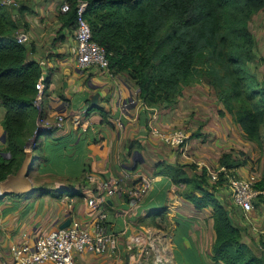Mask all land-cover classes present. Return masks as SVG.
Wrapping results in <instances>:
<instances>
[{"label":"crops","instance_id":"obj_1","mask_svg":"<svg viewBox=\"0 0 264 264\" xmlns=\"http://www.w3.org/2000/svg\"><path fill=\"white\" fill-rule=\"evenodd\" d=\"M64 1L32 0L33 13L26 15L28 27L24 30L29 37L26 43L27 58L44 62L40 65L46 87L36 103L39 116L34 142L38 146V151L27 165L30 168L21 171V166L16 173L0 181L2 197L0 206L4 204L6 207L0 214V261L8 263L12 258V246L23 238L60 226L69 218L72 206L81 217L87 218L92 215L86 198L92 193L91 189L97 186V178H94L90 187L83 184L78 175L84 163H89L95 172L102 175L113 179H118L116 175H121L122 180L118 179L121 187L108 190V206L117 215L113 223L115 229L122 228L131 218L130 232L133 235L136 233L137 236L140 235L146 245H155L159 248L164 257V264H225L210 257L215 236L212 217L211 220H193L194 218L179 214L177 220L174 218L170 220L171 227L168 232L159 227L163 223L162 220L172 219L175 207L177 209L179 207V210H185L186 207L183 206L182 199L185 198L179 194L178 186L168 176L156 173L158 162H175L179 157L176 162L185 164L190 176L195 171L191 167L195 162L188 160L192 159L189 154L192 146L196 148L193 144L194 136H191L192 142L185 152L172 154L166 148L163 149L152 134V127L170 125L168 111L176 108L179 102L168 107L163 106L164 109L147 107L140 98L138 85L128 73L118 72L114 77H110L106 71L96 66L90 69L78 68L75 61L74 29L63 25L59 18L60 6ZM46 97L48 102L45 108ZM217 105L218 109L212 122L202 128L198 127L193 133L200 135L201 131H204L210 134L208 136L212 138V144H216V147L223 144L221 136L224 134L228 136L229 128L232 125L236 126L225 106L219 102ZM84 110L86 116L81 119ZM102 110L105 111L104 116ZM57 113H64L65 123L62 127H53ZM4 114L5 107L0 103V126ZM228 137L234 138V135ZM131 140L134 145L129 147ZM138 144H141V149L137 147ZM136 151L142 158H138L135 164ZM43 156L46 161L40 166L41 175L58 177L38 186L35 190L30 171L33 170L32 163L35 160H42ZM172 156L177 157L171 159ZM190 168L193 169L192 172H189ZM244 168L242 165L235 170L240 173L239 171H243ZM142 175L159 177L155 178L145 199L129 208V203L124 198L126 195L128 198L131 189L137 187V179ZM61 176L65 177L60 179ZM125 179L127 182H124ZM66 188L74 204L61 194L53 193L54 190L59 192ZM122 188L125 192L121 191ZM23 189L30 192L29 196L25 200L12 201L13 197H17L15 193H23ZM7 190L9 192H6ZM194 210L198 212L201 209ZM156 211H161V214L152 218V213ZM198 215L196 213L194 217L198 218ZM25 217H29L30 220H23ZM208 223L210 228L207 229ZM236 223L243 226L245 221L239 219ZM247 225L248 229L243 226L245 228L243 240L252 245L258 243L256 239L260 234L257 235L255 227L251 229L249 224ZM138 227L141 230L138 231ZM202 228L204 231H201ZM197 229L201 232L197 233ZM154 231L157 233L158 241L150 237L151 234H155ZM166 233H169L167 238L164 237ZM204 236L207 239L206 246L203 243ZM163 243L167 245L166 248H163ZM147 250L150 253L141 262L136 261L135 254H131L130 264H154L156 253L150 247ZM124 255L85 252L77 256L79 260L77 262L122 264Z\"/></svg>","mask_w":264,"mask_h":264},{"label":"trees","instance_id":"obj_2","mask_svg":"<svg viewBox=\"0 0 264 264\" xmlns=\"http://www.w3.org/2000/svg\"><path fill=\"white\" fill-rule=\"evenodd\" d=\"M65 1L70 9L60 12L59 18L75 29L77 0ZM86 1L85 17L93 38L109 53L110 70L128 73L147 107L175 105L185 86L204 80L246 138L264 154V77L252 65L262 59L249 28L252 16L264 9V0ZM32 3L13 0L8 5L0 0V103L5 107L1 125L6 136L4 150L0 149V181L23 165L25 149L37 128L36 83L42 66L28 60L26 43L17 37L28 27L26 15L33 13ZM133 145L129 141V147ZM246 162L231 152L219 159L220 165L237 175L235 169ZM41 164L35 160L33 170ZM191 167L195 171L190 176L185 164L160 161L156 173L168 176L195 209L212 208L215 236L210 257L225 264H264V250L257 253L256 244L243 240L245 228L233 222L228 203L218 194L223 174L212 183L206 167L199 170L196 163ZM254 187L264 190V167ZM128 199L126 195L124 200ZM259 200L264 201V193ZM160 214L156 211L151 217Z\"/></svg>","mask_w":264,"mask_h":264},{"label":"built area","instance_id":"obj_3","mask_svg":"<svg viewBox=\"0 0 264 264\" xmlns=\"http://www.w3.org/2000/svg\"><path fill=\"white\" fill-rule=\"evenodd\" d=\"M2 2L8 5L13 4V0H2ZM76 6L74 41L76 43L75 61L77 67L80 69H90L96 66L106 71L110 77H114L116 73L110 70L109 53L102 44L93 38L92 28L85 17L88 2L86 0H77ZM69 9L70 4L66 1L60 6V12H66ZM17 37L19 42L23 43H27L29 39L24 29L19 31ZM39 63L42 65L44 62L40 60ZM36 87L38 89L36 97L37 103L46 87L42 75L37 81ZM81 115V119H84L86 110ZM64 123L65 117L61 113H58L53 127H62ZM152 132L153 134H157L163 143L179 150L184 148L191 138L190 135L184 133V130L181 129L163 133L156 127H152ZM208 172L209 179L212 183H217L221 174H223L225 180L219 185V196L222 197L220 195L221 193L230 199L236 207L242 209L245 215L251 213L259 206L258 203L260 202L258 201V197L261 193H264V190H259L254 187L258 178L256 179L252 176L250 181H246L248 179L241 178L240 175L233 173L224 165L218 166L216 170H208ZM158 177L142 175L137 179V187L131 189L130 193L132 195L138 194L142 196V200L135 201V203L142 202L145 199ZM147 178H151V180L149 179L148 182ZM117 182L118 179H113L107 175L99 176L97 178V186L92 189V193L86 198L87 206L92 214L90 217H81L80 213L72 206L68 218L70 223L67 226H58L48 231L23 238L12 246L11 260L8 263L0 261V264H42L43 262L74 264L77 256L81 253H109L117 256L126 247L125 244L128 243L129 246H135V243H139L141 240L139 237L131 235L129 229L131 227V222L129 221L131 218L119 230L115 229L113 224L117 215L108 206V190L111 189V186H116ZM65 198L71 200L72 197L67 195ZM133 200L134 198L132 196L127 200L129 208L132 207ZM71 203L74 204V201L71 200ZM84 220L88 221L85 222ZM247 221L253 223L250 218ZM139 230L141 229L139 228ZM150 237L157 241L159 239L156 234H151ZM148 247L156 253L153 260L154 264H164V257L159 251V248L155 245L146 244L143 245L142 250L135 254L137 256L136 261L141 262V260L146 259L147 254L150 253L147 250Z\"/></svg>","mask_w":264,"mask_h":264},{"label":"rangeland","instance_id":"obj_4","mask_svg":"<svg viewBox=\"0 0 264 264\" xmlns=\"http://www.w3.org/2000/svg\"><path fill=\"white\" fill-rule=\"evenodd\" d=\"M249 28H250V30L253 33L254 38H255V50H256L259 58L262 59V60H260L259 63H255L252 65H253V68L257 69V73H258L259 77L262 78V77H264V60H263L264 59V9H261L260 11H258L257 13H255L252 16V18L249 22ZM45 101H46V103H45L44 107L46 108V105L48 102L47 97L45 98ZM218 102L223 104V102H221L218 99L215 89L212 86H210V84L205 82L204 80H203V82L187 85L183 89L182 97H180L179 103L176 106V108H173L174 107L173 106L172 107L173 109H171V111H168L169 112L168 117H169V120L171 122L170 125H168L166 127L156 126V128L160 132H163V133H168V132L174 131L176 129H181V130H184V133H187L188 135H190V137L194 136L195 140H193V144L196 145L195 146L196 148H194L192 146V149L189 153L190 156L192 157V159H188V160L195 162L199 166V168L206 167L208 170H216L218 168V166H222L219 164V159H220L219 157H221L222 154H224L225 152H231L241 159H244V158L247 159V162L244 164L245 168L243 169V171H239L240 173H238V175H240L241 178L248 179L246 181H250L252 176H254L256 179L257 178L260 179V177L262 175V170L264 167V156H263L264 154L261 151L262 149L256 143H254V142L252 143V142L247 140V138H246L245 134L243 133L241 127L233 119H232V121L236 124V126L232 125L229 128L230 132H229L228 136L234 135V138L233 137L229 138L227 136V134H224L223 136H221L222 138L220 137L223 144L219 145L218 147H216V144H214V145L212 144V138L208 136L210 134H208L204 131H201V130H200L201 131L200 135H198V134L194 135L193 134L196 132L195 130L198 127L202 128L205 124L212 122L213 117L215 116L216 111L218 109V105H217ZM160 108L164 109L163 106H160ZM220 112H221V110H220ZM61 114L64 116V113H61ZM220 115L223 116L222 114H220ZM230 124H232V122H230ZM152 134H153V132H152ZM35 135L36 134L34 133V135L32 136V138L29 141L27 148L25 149L29 153L33 154V156H35V154L38 151V146L34 142ZM153 136L156 140L159 141V144L163 149L166 148L172 154L173 153L174 154H178V153L180 154V153L185 152L189 148V144L192 142V138H190L188 140L187 145L184 146V148H182L181 150H179L176 148H172V147H170V145L163 143L159 139V136L157 134L154 133ZM232 138H233V140H232ZM4 144L5 143L0 140V149L1 150H4ZM26 156H25V158H26ZM176 157L172 156L171 159H175ZM178 158L179 157H177L175 159V162L178 160ZM27 159L29 160V162L27 164H25L24 163L25 160H24L21 171H26L27 165L30 164V158L27 157ZM45 161H46V158H43L41 160L42 165L45 164ZM37 168L38 169H36V170H32V172L30 171V174H32V177L34 180L33 189H35V190H36V188H38V186L45 184L47 182H51L58 177L55 175H41L39 170H41L42 167L40 168V166H39ZM188 170H189V172L193 171V169H191V168ZM78 175L81 179L80 181L83 182V184L91 187L93 185L92 178H98L99 175H102V174L95 172L93 170L91 164H89V163L85 164L84 163V165L82 166V170L80 171V173ZM63 177H65V176H61L59 178L62 179ZM116 177L118 179L122 180L121 175L118 174V175H116ZM147 179H148V182H149V179L151 180V178H147ZM124 182H127V180L125 179ZM129 183H130V181H128V184ZM115 187H121L119 185V182L116 183V186H111V189H115ZM175 190L177 191V189H175ZM12 191L13 192L14 191L19 192L18 190H12ZM121 191L125 192V189L122 188ZM176 191H174V192L176 193ZM179 191H180V189H179ZM6 192H9V191L7 190ZM29 193L30 192H28V191L26 192V190L23 189V193H20V194L15 193V195L17 197H13L11 200L12 201H17L19 199L25 200L29 196ZM53 193L61 194L62 197L69 195L67 188L62 189L59 192H56V190H54ZM220 195L223 197V198L222 197L221 198L228 203L229 208H230L231 213H232L231 217L233 218L235 223H236V220L240 219V220L245 221V224L243 223V226L245 228L248 229L247 224H249V227H251V229H254V226L257 228L256 229L257 235L260 234V236H258V238L256 239L258 243H255V244H256V247L258 248V249H256L257 253H261V251L264 250V244H263L264 243V233H262V232H264V201L259 200V197H258V201H260V203H258L259 206H257V208L254 209V211H252L251 213L245 215L244 212L242 211V209L239 207H236L231 202L230 199L226 198L221 193H220ZM129 196H132L134 198L133 203L131 204L132 206L136 204L135 201L142 200V196H140L138 194L132 195L131 193H129ZM182 198H183V196H182ZM185 200L182 199L183 206L186 207L185 210L184 209L179 210V207H178V209L175 207L174 212H172L173 213L172 219L162 220L163 223L159 227L163 228L165 230V232H168L170 230V227H171L170 220H173V218L175 220H177L179 214L181 216L184 215L185 217L194 218L193 220H211L210 218L212 217L211 216L212 215L211 214L212 209L204 208V209H201L200 211L196 212L194 210L195 209L194 206L190 202L187 203L188 200L187 201H185ZM174 203L177 204V202H174ZM2 206H0V214L6 208L5 206H3V207ZM196 213L199 214L198 215L199 217L196 216L198 218L194 217V215H196ZM248 218H250V220H257V221H254L253 223H249L247 221ZM3 220H5V218ZM23 220H30V219H29V217L28 218L25 217ZM209 225L210 224L208 223V225L206 226L207 229L210 228ZM194 229H196V228H194ZM201 231H204V229L202 228ZM201 231L199 229L196 230L197 233H199ZM246 232L248 233L247 230H246ZM153 233L157 234L155 231ZM160 233H162V231H160ZM166 234L164 237L167 238L169 233H166ZM131 235H133V234L131 233ZM133 236L139 237L140 235L137 236V233H136ZM243 237H244V233H243ZM204 238H205V240L203 243H204V246H206V244H207L206 236H204ZM139 239L141 241L139 243H135V246H129L128 243L125 244L126 247L123 248L122 251L120 252V255L125 254L122 258V260L124 261V263H122V264H130V255L131 254H137L138 251L143 249V245L145 244V242L140 237H139ZM244 241H245V239H244ZM166 247H167V245H165V243H163V248H166ZM91 254H93V253H91ZM96 260L98 262H100L98 259H96ZM77 261H79V260H77V258H76V261L74 264H78ZM47 263H51V262H43L42 264H47ZM105 263H102V264H105Z\"/></svg>","mask_w":264,"mask_h":264},{"label":"water","instance_id":"obj_5","mask_svg":"<svg viewBox=\"0 0 264 264\" xmlns=\"http://www.w3.org/2000/svg\"><path fill=\"white\" fill-rule=\"evenodd\" d=\"M0 137H1V140H2V142H5L6 141V136H5V130L3 129V126L1 125L0 126ZM3 154L5 155V156H9V152H7V151H3ZM26 158L28 157V158H30V160H31V158H32V156H33V154H31V153H29L28 151H26ZM138 158H142L141 157V154L139 153V152H137L136 151V153H135V156H134V160H135V164L137 163V160H138ZM29 162V160L28 159H26V162H25V164H27ZM29 167V166H28ZM28 167H27V169H28ZM134 167V166H133ZM132 167V168H133ZM22 168V167H21ZM30 168V167H29ZM70 223V220L69 219H66L64 222H62L61 224H60V227H65V226H67L68 224Z\"/></svg>","mask_w":264,"mask_h":264}]
</instances>
